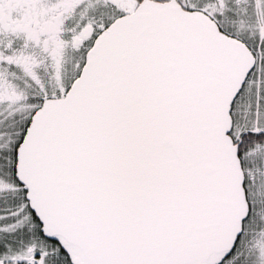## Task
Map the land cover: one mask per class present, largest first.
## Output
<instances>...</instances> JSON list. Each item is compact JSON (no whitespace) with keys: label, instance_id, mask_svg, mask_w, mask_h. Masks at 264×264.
I'll return each mask as SVG.
<instances>
[{"label":"snow or ice","instance_id":"1","mask_svg":"<svg viewBox=\"0 0 264 264\" xmlns=\"http://www.w3.org/2000/svg\"><path fill=\"white\" fill-rule=\"evenodd\" d=\"M0 264H264V0H0Z\"/></svg>","mask_w":264,"mask_h":264}]
</instances>
